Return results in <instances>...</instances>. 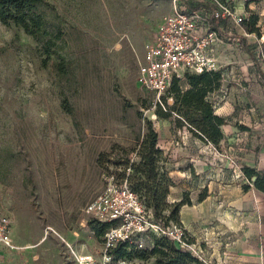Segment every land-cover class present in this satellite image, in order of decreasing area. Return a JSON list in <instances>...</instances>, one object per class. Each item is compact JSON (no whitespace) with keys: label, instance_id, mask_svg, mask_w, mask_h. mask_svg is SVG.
Returning a JSON list of instances; mask_svg holds the SVG:
<instances>
[{"label":"rangeland","instance_id":"1","mask_svg":"<svg viewBox=\"0 0 264 264\" xmlns=\"http://www.w3.org/2000/svg\"><path fill=\"white\" fill-rule=\"evenodd\" d=\"M173 4L40 0L47 32L38 36L0 20V213L17 245L0 248V264H74L78 253L100 254L84 206L119 177V161L137 158L149 119L163 137L176 131L174 141L188 129L175 111L158 116L157 94L137 82L146 43ZM172 149L159 165L178 180Z\"/></svg>","mask_w":264,"mask_h":264},{"label":"crops","instance_id":"2","mask_svg":"<svg viewBox=\"0 0 264 264\" xmlns=\"http://www.w3.org/2000/svg\"><path fill=\"white\" fill-rule=\"evenodd\" d=\"M198 2L189 0L188 6ZM234 5L238 11L247 8L258 15L259 30L247 28L243 33L233 20L215 18L226 35L216 54L242 77L230 83L229 93L215 106V112L227 119L222 126L224 137L216 145L183 128L175 141L176 131L165 137L159 134V146L173 147L180 175L171 186L169 199L189 195L191 202L181 206L180 219L190 240L204 248V261L264 264V190L255 185V175L248 181L236 179L233 173L240 163L264 177V62L260 58V50H264V0H234ZM184 131L188 137L180 142ZM200 193L204 194L202 199Z\"/></svg>","mask_w":264,"mask_h":264},{"label":"built area","instance_id":"3","mask_svg":"<svg viewBox=\"0 0 264 264\" xmlns=\"http://www.w3.org/2000/svg\"><path fill=\"white\" fill-rule=\"evenodd\" d=\"M188 1L173 0L172 10L161 17L146 43L137 82L159 98L170 89L174 78L184 79L188 72L219 71L221 84L207 95L216 106L229 93L230 83L240 81L242 77L228 68L216 54L217 45L224 42L226 35L213 28L211 20L231 19L246 33L245 21L249 20L252 11L247 8L238 11L234 0H198L202 5L190 10ZM239 40L235 38L236 42ZM260 58L264 62L262 50ZM168 101L171 103L173 97L169 96ZM187 137L188 133L182 132L180 142ZM233 173L237 179L251 181L240 163L235 165ZM83 210L94 219L110 222L111 226L104 233L99 256L78 253L73 259L74 264H130L129 259H115L110 248L118 242L128 241L137 248L152 249L154 236L161 235L177 241L204 260V248L200 243L189 240L185 225L164 224L156 219L153 210L146 207L126 179L121 181L114 175L108 177L103 188ZM0 245L17 247L11 231V219L6 213H0Z\"/></svg>","mask_w":264,"mask_h":264},{"label":"trees","instance_id":"4","mask_svg":"<svg viewBox=\"0 0 264 264\" xmlns=\"http://www.w3.org/2000/svg\"><path fill=\"white\" fill-rule=\"evenodd\" d=\"M39 2L40 0H0V20L4 23L14 22L23 27L26 33L34 36L45 34L47 29L44 18L36 9ZM201 5L202 2L189 3V9ZM257 20L258 15L252 14L249 20L245 21L249 31L259 30ZM211 22L213 28L223 32L215 18H212ZM221 78L219 71L188 72L184 79L174 78L170 89L158 98L156 114L163 118H171L175 111L177 116L174 117V121L178 126H187L193 134L203 140L220 144L224 137L222 126L227 123V119L215 112V106L207 95L220 86ZM169 96L173 97L171 103L168 101ZM163 105L168 107L163 108ZM163 153L164 149L159 146V133L149 119L148 131L140 142L137 158L119 161L118 163L124 167L119 177L115 178L121 181L126 179L146 207L153 210L156 219L164 224L171 222L181 224L180 208L183 204L190 203L191 199L184 193L180 200L169 202L168 197L174 179L166 169H160ZM243 170L251 180L255 175V185L264 190V177L247 165H244ZM203 197L204 194L200 193L199 199ZM167 209L170 210L169 214L164 213ZM89 222L103 242L104 233L111 223L97 219H90ZM154 237L155 244L152 249L137 248L128 241H121L110 248V253L115 259L130 260V257L134 256L144 259L155 257V264H207L177 241L165 235Z\"/></svg>","mask_w":264,"mask_h":264},{"label":"water","instance_id":"5","mask_svg":"<svg viewBox=\"0 0 264 264\" xmlns=\"http://www.w3.org/2000/svg\"><path fill=\"white\" fill-rule=\"evenodd\" d=\"M254 179H256V176H254Z\"/></svg>","mask_w":264,"mask_h":264},{"label":"bare ground","instance_id":"6","mask_svg":"<svg viewBox=\"0 0 264 264\" xmlns=\"http://www.w3.org/2000/svg\"><path fill=\"white\" fill-rule=\"evenodd\" d=\"M154 116H155V114H154Z\"/></svg>","mask_w":264,"mask_h":264}]
</instances>
